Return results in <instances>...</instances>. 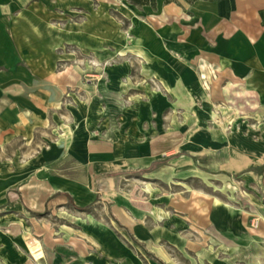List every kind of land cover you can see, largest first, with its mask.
<instances>
[{
  "label": "rangeland",
  "instance_id": "rangeland-1",
  "mask_svg": "<svg viewBox=\"0 0 264 264\" xmlns=\"http://www.w3.org/2000/svg\"><path fill=\"white\" fill-rule=\"evenodd\" d=\"M196 1L0 0L2 70L48 95L30 131H0V264H264V101L181 43ZM90 138L123 159L87 171ZM43 167L87 171L91 200L26 213L16 182Z\"/></svg>",
  "mask_w": 264,
  "mask_h": 264
},
{
  "label": "crops",
  "instance_id": "crops-1",
  "mask_svg": "<svg viewBox=\"0 0 264 264\" xmlns=\"http://www.w3.org/2000/svg\"><path fill=\"white\" fill-rule=\"evenodd\" d=\"M158 3L164 4V0H156V5ZM193 4V30L190 32L189 28L181 29L182 34L187 35L186 41L181 43H188L189 36L193 33L190 48L201 51L206 46L221 67L231 68L239 79L251 85L253 91L264 101V0H197ZM11 35L16 56L24 62L31 58L30 54L34 52V46L31 45L35 40L25 38L24 19L16 28H11ZM197 40H201L200 44ZM40 48L39 45V51ZM1 55L0 48V131L6 135L14 129L22 130L26 120V130L30 131V125L34 123L33 116H44L38 101L48 99V95H41L40 89L33 92L38 95L31 94L29 90H32L30 88L35 82L26 80L24 75L6 74L2 67L7 66V62ZM62 97L63 95H55L51 100L58 102ZM84 104H87L86 101ZM90 139L85 142V154L80 164L81 167H86L87 171L90 165L96 164L97 167L104 158L113 159V164L123 159L121 143L108 144L102 140L91 139L102 148L90 153ZM108 149L110 151L107 152ZM43 170H46V167L36 168L28 179L16 182L15 194L20 198L26 213L43 212L46 203L48 206L56 198H64L57 201L56 206L66 205L67 195L73 197L80 205L91 200L87 171L80 169L48 175L42 172Z\"/></svg>",
  "mask_w": 264,
  "mask_h": 264
},
{
  "label": "trees",
  "instance_id": "trees-1",
  "mask_svg": "<svg viewBox=\"0 0 264 264\" xmlns=\"http://www.w3.org/2000/svg\"><path fill=\"white\" fill-rule=\"evenodd\" d=\"M130 3L137 6H150L155 9L156 0H128ZM170 0H165V3H168Z\"/></svg>",
  "mask_w": 264,
  "mask_h": 264
},
{
  "label": "bare ground",
  "instance_id": "bare-ground-1",
  "mask_svg": "<svg viewBox=\"0 0 264 264\" xmlns=\"http://www.w3.org/2000/svg\"><path fill=\"white\" fill-rule=\"evenodd\" d=\"M203 77H205V75H204V74H203ZM221 108H222V107H221ZM215 117H216V116H215ZM213 118H214V117H213ZM213 118H212V119H213ZM177 127H178V126H177ZM177 127H176V128H177ZM62 136H63V137H64V139H65V134H64V133H62Z\"/></svg>",
  "mask_w": 264,
  "mask_h": 264
}]
</instances>
